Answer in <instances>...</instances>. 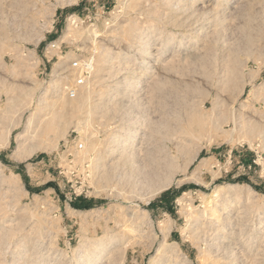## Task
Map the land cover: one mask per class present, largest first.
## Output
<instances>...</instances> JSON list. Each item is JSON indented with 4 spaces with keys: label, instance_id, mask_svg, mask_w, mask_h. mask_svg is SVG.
Segmentation results:
<instances>
[{
    "label": "rangeland",
    "instance_id": "rangeland-1",
    "mask_svg": "<svg viewBox=\"0 0 264 264\" xmlns=\"http://www.w3.org/2000/svg\"><path fill=\"white\" fill-rule=\"evenodd\" d=\"M97 254L264 264V0H0V264Z\"/></svg>",
    "mask_w": 264,
    "mask_h": 264
},
{
    "label": "built area",
    "instance_id": "built-area-1",
    "mask_svg": "<svg viewBox=\"0 0 264 264\" xmlns=\"http://www.w3.org/2000/svg\"><path fill=\"white\" fill-rule=\"evenodd\" d=\"M92 59L89 58H76L71 63V70L74 76V85H70L67 88V94L69 97H76L78 86L82 85L87 77L91 73L92 70Z\"/></svg>",
    "mask_w": 264,
    "mask_h": 264
},
{
    "label": "trees",
    "instance_id": "trees-1",
    "mask_svg": "<svg viewBox=\"0 0 264 264\" xmlns=\"http://www.w3.org/2000/svg\"><path fill=\"white\" fill-rule=\"evenodd\" d=\"M238 181H244V182H247V180L245 181V178L244 177H241L238 179ZM72 205L76 208H86V206H83V205H78L77 203H72Z\"/></svg>",
    "mask_w": 264,
    "mask_h": 264
},
{
    "label": "bare ground",
    "instance_id": "bare-ground-1",
    "mask_svg": "<svg viewBox=\"0 0 264 264\" xmlns=\"http://www.w3.org/2000/svg\"><path fill=\"white\" fill-rule=\"evenodd\" d=\"M86 256H87V255H86ZM98 257H99L98 254L95 255V259H96V260H92V263H91V264H96L95 262L97 261ZM94 261H95V262H94Z\"/></svg>",
    "mask_w": 264,
    "mask_h": 264
}]
</instances>
